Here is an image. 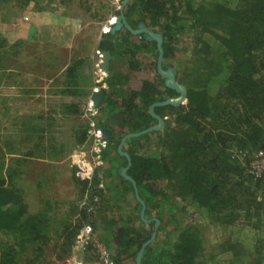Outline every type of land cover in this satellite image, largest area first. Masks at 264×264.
I'll return each mask as SVG.
<instances>
[{"label": "trees", "instance_id": "trees-1", "mask_svg": "<svg viewBox=\"0 0 264 264\" xmlns=\"http://www.w3.org/2000/svg\"><path fill=\"white\" fill-rule=\"evenodd\" d=\"M16 1L24 6L33 0ZM122 12L130 27L142 23L162 35V59L174 56L176 37L187 28L198 29L192 40L197 59L216 57L215 67L198 65L195 84H186L175 76L185 86L186 98L178 105L153 107V113L162 118L170 114L164 118L161 130L127 137L130 144L127 148L121 146L130 161L125 173L133 179L145 206L143 215H154L159 223L157 229H165L170 223L169 213L178 211L171 198L177 196L195 207L206 222L228 229L233 226L224 249L231 251L227 264H264V199L257 200L259 181L246 171L249 160L239 154L264 150V0H209L197 8L192 0H128ZM22 42L17 41L18 45ZM97 49L108 50L111 58L125 59L124 67L131 75L130 80L124 79L118 68L109 66L104 82L108 90L104 89L103 102L94 108V114L101 138L105 139L104 132L107 133L108 144L113 147L109 163L115 162L116 166L112 164L111 169L119 178L121 189L132 193L131 183L119 174L127 161L116 151V145L125 134L154 124L149 105L176 93L163 84L156 71L153 40H145L122 27L114 33H102ZM139 50L148 54L146 60L136 59ZM123 86L128 90H123ZM82 108L73 105L69 109L79 114ZM149 134L159 135L156 154L138 151V139ZM85 137L86 130L80 129L77 141H84ZM81 167L84 169V163ZM79 178L82 193L90 191L83 172ZM93 190L98 193L96 187ZM132 201L140 207L134 194ZM176 215L173 213V217ZM42 217L41 210L29 215L21 191L0 177V239L8 235L11 239L0 240V264H32L21 245L41 239L32 233L42 227ZM118 222L117 217L108 220L109 225H114L107 239L112 247L106 244L108 256L113 264H135V254L150 234L143 236ZM153 223L154 220L149 221ZM175 224L179 226L169 230L173 237L161 239L163 246L156 247L150 241L143 247L141 264H206L203 238L195 223ZM247 229L263 242L249 257L247 252H241L239 240L234 238Z\"/></svg>", "mask_w": 264, "mask_h": 264}, {"label": "rangeland", "instance_id": "rangeland-1", "mask_svg": "<svg viewBox=\"0 0 264 264\" xmlns=\"http://www.w3.org/2000/svg\"><path fill=\"white\" fill-rule=\"evenodd\" d=\"M208 2L192 0L196 8ZM118 4L119 0H33L23 6L16 0H0V41L5 42L0 43V177L5 179V184L21 191L29 211L45 213L43 196L55 199L54 203L47 204L55 208L54 213H59L61 208L64 210L61 204L64 200L59 199L61 196L76 198L79 206L82 201L86 207L91 206L90 210L83 206V211L90 217L89 222L94 223L98 234L100 264H104V256L110 253L107 245L112 247L107 241L108 224L105 225L111 218L117 217L118 224H127L143 236L153 231V224L139 217V206L132 201L133 191L122 190L119 178L111 169L112 164L116 166L115 162L109 163L114 154L111 143L106 140L107 145L103 149L97 154L94 151L96 138L93 131L98 127L95 109L88 110L91 101L85 87L88 77L84 73L87 70L93 72L95 87L108 88L104 84L106 75L97 64L93 66L85 58L89 53L94 62L99 59L94 49L96 34L101 35L113 24ZM197 31H188L187 28L177 35L174 42L176 53L161 61L173 68L178 80L183 78V82L189 85L196 83L198 65L215 67L214 54L205 60L197 59L192 41ZM18 40L24 42L18 45ZM136 55L137 60L148 58V54L141 50ZM199 56L203 57L200 53ZM151 59L154 60L152 55ZM125 62L123 58L113 59L114 67L124 74L122 78L130 80ZM119 64L123 67H118ZM49 84L57 98L36 100L31 95L35 88L41 91V87L43 89ZM122 89L128 90L126 86ZM73 105L83 106L82 112L74 114L70 111ZM80 129L86 130V137L78 142ZM158 137L149 134L143 140L138 139V151L158 153L159 147L155 146ZM127 144H130L129 139L125 138L122 145L127 148ZM86 170L87 186L91 190L82 193L79 175L82 172L86 174ZM94 187L98 193L94 192ZM171 198L178 211L169 213L167 222L170 223L165 229L156 227L151 240L156 247L163 246L161 239L166 241L173 237L169 230L179 226L175 223H195L203 238L202 255L207 260L206 264H227L231 251L224 249L228 246L226 240L230 239L233 226L228 229L218 223L206 222L202 214L192 205H187L185 200L177 196ZM173 213H177L176 217ZM105 216L110 218L105 221ZM142 218L149 219L144 215ZM251 233L247 229L234 237L239 240L238 248L242 253L247 252V256L263 243ZM21 247L24 255L35 251L30 242ZM37 264L45 263L40 261Z\"/></svg>", "mask_w": 264, "mask_h": 264}, {"label": "crops", "instance_id": "crops-1", "mask_svg": "<svg viewBox=\"0 0 264 264\" xmlns=\"http://www.w3.org/2000/svg\"><path fill=\"white\" fill-rule=\"evenodd\" d=\"M100 36V33L96 34L94 49H97V44L100 40ZM86 55L87 57L85 59L87 63L91 62L93 66H96L95 64H97L98 66V60L94 62L91 54L88 53ZM113 59L114 58H110L109 66H111V69L114 68L116 70V68L114 67L115 64L113 63ZM84 74L88 77L85 87L87 93L90 95L94 88L97 87L94 86V74L93 72H90V70H87V72H85ZM39 90V88H35L34 91L31 92V95L36 100H49L52 98H57V95L55 96L53 91H51L50 84L48 86H43V89L41 87V91ZM17 92L19 93V91ZM45 92L47 94H45ZM21 98L22 97H20L19 99ZM27 98L28 97L22 99ZM41 198L43 199L42 203L45 205V213L42 214L43 217L41 218L43 224L41 228L37 229V233H32V236H35L37 234V236L41 237V240H33L32 242H30V246L35 251L31 255H27L28 259L31 258L32 264H37L40 261H43L45 264H100L99 247L97 243L98 240L96 237L98 236V234H96L97 231L95 225L94 223L91 224V222H89L90 217L87 214H83L81 212L82 207L77 205V199H69L66 196L59 197V199L64 200V202L61 203L62 205H64V210H62L61 208V211L59 213H54L52 211L55 210V208L48 206L47 204L54 203L55 199H51V197L47 198V196H43ZM26 204L28 205L27 202ZM76 206L78 207L76 208ZM29 210V207H27V213L29 215H32L34 211L32 209L31 211ZM109 218L110 216H105L104 220L107 221ZM84 224H88L91 227V234L90 237L87 238L86 243L84 241L85 238H79V234ZM107 224L108 223L106 222L105 225ZM97 225L100 226L101 224ZM113 228V224H108L107 236H109V232L112 231ZM93 237L95 239H93ZM0 240L2 242H4V240L11 242L10 235H8L6 239L2 238Z\"/></svg>", "mask_w": 264, "mask_h": 264}, {"label": "water", "instance_id": "water-1", "mask_svg": "<svg viewBox=\"0 0 264 264\" xmlns=\"http://www.w3.org/2000/svg\"><path fill=\"white\" fill-rule=\"evenodd\" d=\"M127 1L128 0H120L119 1L118 8H117L118 13L114 17L113 24L109 27V32L114 33L123 27L126 30H128L131 34L141 35L143 37V39H145V40H153L155 42V47H156V51H157L156 71L163 78V84L167 88L172 89L176 93L175 96L167 97L161 101H156V102H153L149 105L148 113L155 119L154 124L144 128L140 131L125 134L120 139L118 144L116 145V151L119 153V155H123L127 161L126 166L120 167L119 174L124 179L128 180L131 183L135 200L140 205L139 212H138L139 217L145 222H149L150 220H154L152 233L150 234L149 238L146 239L142 243V245L139 247V249L137 250V252L135 254V258H134L135 264H140V257H141L143 247L153 239L154 233H155V230H156V227L158 224V220L156 218H149V219H143L142 218L145 206H144L143 201L139 198V196L137 194L136 186H135L133 179L125 173L126 168L128 167L130 161H129V156H128L127 152L122 151L121 146H122L124 139L127 137L139 136V135L146 133L147 131L160 129L162 127V124H163V119L160 116L153 113V111H152L153 107L157 106V105H166V104L178 105V104L183 103L185 101V98H186V88L183 84H181L180 82H178L176 80L175 73H174V70L172 67L165 66L163 68L161 65V61H162V47H161L162 35L159 32L151 30L150 28L146 27L142 23H139L136 25L135 28H132L126 22L124 14L122 12V9H123L124 5L127 3ZM110 58H111V55H110L108 50H103L101 52L100 60L98 62V67H99V70L101 72H104V74L108 73ZM103 99H104V88L103 87L95 88L89 96V100L92 103L91 108L99 107L102 104ZM104 137L106 140H109V135L105 132H104Z\"/></svg>", "mask_w": 264, "mask_h": 264}, {"label": "built area", "instance_id": "built-area-1", "mask_svg": "<svg viewBox=\"0 0 264 264\" xmlns=\"http://www.w3.org/2000/svg\"><path fill=\"white\" fill-rule=\"evenodd\" d=\"M104 30H107V29H104ZM96 53L98 57L100 58V55H101L100 51L96 50ZM88 110H91V109H88ZM163 118H167V116H164ZM93 133H95L94 135L96 138L95 139L96 142L94 144L95 145L94 151L97 154L101 149H103L107 145V141L106 139L101 138L99 129H96V131H93ZM239 154L241 157H246L249 160L246 171L253 177L254 180L257 179L259 181V186H258L257 195H256L257 200L264 199V150L256 149L252 153H246V152L239 151ZM87 172L88 170H86V174L84 172V175L87 176L88 178ZM80 206L83 209H85L83 207V206L86 207L85 201H82ZM90 208L91 206H87L86 210H90ZM90 234H91V227L88 224H84L79 234V238L80 239L85 238L84 241L86 243L87 238L90 237ZM104 264H112L108 255L104 256Z\"/></svg>", "mask_w": 264, "mask_h": 264}, {"label": "clouds", "instance_id": "clouds-1", "mask_svg": "<svg viewBox=\"0 0 264 264\" xmlns=\"http://www.w3.org/2000/svg\"><path fill=\"white\" fill-rule=\"evenodd\" d=\"M108 30H109V29H108ZM105 32H106V30H105ZM96 50H98V49H96ZM101 52H102V51H100V54H101ZM99 60H100V58H99ZM161 118H162V117H161ZM162 119L164 120V118H162ZM108 257H109V256H108ZM109 258H110V257H109ZM112 264H113V263H112Z\"/></svg>", "mask_w": 264, "mask_h": 264}, {"label": "bare ground", "instance_id": "bare-ground-1", "mask_svg": "<svg viewBox=\"0 0 264 264\" xmlns=\"http://www.w3.org/2000/svg\"><path fill=\"white\" fill-rule=\"evenodd\" d=\"M104 73V72H103ZM90 106H92V103L89 104Z\"/></svg>", "mask_w": 264, "mask_h": 264}]
</instances>
